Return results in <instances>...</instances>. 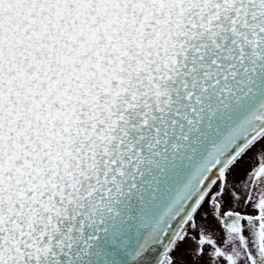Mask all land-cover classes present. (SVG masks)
I'll return each instance as SVG.
<instances>
[{"label":"snow or ice","instance_id":"6c2138e0","mask_svg":"<svg viewBox=\"0 0 264 264\" xmlns=\"http://www.w3.org/2000/svg\"><path fill=\"white\" fill-rule=\"evenodd\" d=\"M0 264H264V0H0Z\"/></svg>","mask_w":264,"mask_h":264}]
</instances>
